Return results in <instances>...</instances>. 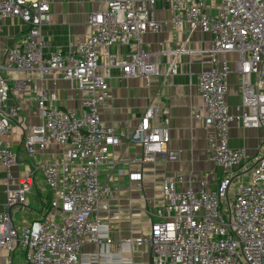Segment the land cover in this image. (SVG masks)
<instances>
[{
	"label": "built area",
	"instance_id": "1",
	"mask_svg": "<svg viewBox=\"0 0 264 264\" xmlns=\"http://www.w3.org/2000/svg\"><path fill=\"white\" fill-rule=\"evenodd\" d=\"M98 1L102 5L87 18L91 33L67 52L46 54L43 28L52 20L50 1L0 0V38L6 19L18 18L24 25L0 62V171L6 173L0 264H264V143L252 159L244 147L229 144L233 123L264 128V0ZM160 2L168 4L169 18L158 17ZM168 25L185 26L186 35L182 45L160 51L172 57L164 74L178 72L182 54L196 56L202 64V104L192 115L202 117L211 129L210 160L226 173L215 188L193 172L165 174L160 202L140 208L148 226L132 227L116 239L112 220L132 207L119 202L114 176L126 174L141 186L142 173L117 167L111 150L123 138L140 144L141 152L127 160L137 166L158 159L176 161L179 153L168 147L169 119L152 124L161 115L158 106L146 107L130 136L105 123L99 108L110 97L113 68H120L126 78L161 74L144 35ZM196 31L210 35L207 47L190 45ZM113 45L126 50L112 52ZM14 71L35 73L39 81L31 87L39 122L24 138L27 153L52 142L62 148V156L38 161L11 187L18 158L6 138L17 109L7 100L12 87L23 92L31 86L30 78L13 77ZM234 72L241 93L237 113L227 103L228 78ZM61 80L76 83L78 108L58 104ZM36 171L50 192L48 204L38 210L27 199Z\"/></svg>",
	"mask_w": 264,
	"mask_h": 264
},
{
	"label": "crops",
	"instance_id": "2",
	"mask_svg": "<svg viewBox=\"0 0 264 264\" xmlns=\"http://www.w3.org/2000/svg\"><path fill=\"white\" fill-rule=\"evenodd\" d=\"M53 13L52 20L44 26L43 32L46 40L44 52L49 54L60 50L67 52L74 47L79 39H85L92 31L87 21L88 14L100 7L102 3L98 0H49ZM158 17L169 18L171 10L167 3H158ZM23 22L18 18H9L4 21L1 28L0 38V62L3 61L7 46L23 28ZM185 26L174 28L166 26L158 33H146V41L149 49L155 54L161 74L151 75L148 79L143 76L126 78L122 76L120 68L112 69V77L108 79L110 86V97L100 105L99 113L102 120L115 127L116 131L131 135L138 125L140 117L149 105L158 106L161 115L154 118L152 124H163V118L169 119L170 140L168 147L178 150L179 158L176 161L158 159L155 162H147L142 166L129 165L127 160L130 156L141 152L142 147L127 138H123L120 145L111 150L112 157L117 160V167L125 169H140L142 173L141 186L125 175H116L115 184L118 190L115 193L123 208L131 206V211L125 209L121 217L114 221L116 226L113 236L116 239L130 233V228L148 226L140 209L146 202L149 205L160 202L161 181L165 174L176 176L193 172L196 177L205 178L209 188H215L218 181L224 176L226 170L215 165L209 157L207 136L211 129L207 127L202 117H194L192 109L200 107L202 98L199 91V72L203 68L196 56L190 57L182 54L177 57L179 65L178 72L173 75H165L171 55L163 54V49H174L182 45L185 40ZM192 47H207L210 43V35L196 31L189 42ZM112 52L122 53L126 47L113 45ZM2 74L5 75L1 71ZM13 77L30 78L31 86L25 91H17L13 87L7 100V105H14L17 109L16 116L10 118V133L7 136L9 148L17 154L18 164L11 170L12 178L9 183L11 187L18 185L19 177L25 175L29 169L36 166L38 161H58L62 156V148L50 143L44 150H37L35 154H28L24 144V138L31 128L39 122L38 108L36 105V93L31 91L39 85L35 73L26 71H14ZM9 82L11 79L9 78ZM12 84V83H10ZM57 93L58 104L62 108H78L80 93L75 82L61 80L58 82ZM73 97L72 100L68 97ZM241 102L239 89V76L237 72L228 78L227 103L232 113L238 112ZM264 143L263 127H243L233 123L229 130V144L232 147H244L249 159H252L261 149ZM252 162V160H250ZM6 173L0 171V208L5 202ZM36 191V192H34ZM47 192L49 200L50 192L46 188L42 173L36 171V183L28 193V200L32 203L39 196L40 206L44 205L41 194ZM35 193L37 195H35ZM33 208L31 205H29ZM36 209V208H33ZM38 210V209H36ZM33 217L30 216L29 219Z\"/></svg>",
	"mask_w": 264,
	"mask_h": 264
},
{
	"label": "rangeland",
	"instance_id": "3",
	"mask_svg": "<svg viewBox=\"0 0 264 264\" xmlns=\"http://www.w3.org/2000/svg\"><path fill=\"white\" fill-rule=\"evenodd\" d=\"M34 192H36V191H34ZM35 195H37V194L35 193ZM41 197L43 199L42 202L45 205L46 202H47V200H48L47 192H44L43 194H41ZM27 199H28V195H27ZM33 201H34V199H32V203H30L29 200H28V204L31 205L33 208L39 209L40 208V203H39L40 199H39V196L36 197V201L37 202H33ZM135 251L136 252H140L141 251V248H138L137 247V248H135ZM6 253H7L6 251L2 252L3 255H6Z\"/></svg>",
	"mask_w": 264,
	"mask_h": 264
}]
</instances>
